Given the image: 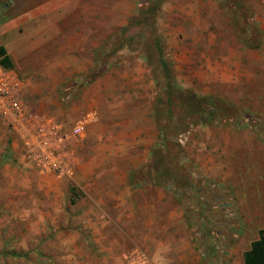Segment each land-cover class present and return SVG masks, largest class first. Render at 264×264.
Here are the masks:
<instances>
[{
    "label": "rangeland",
    "instance_id": "obj_1",
    "mask_svg": "<svg viewBox=\"0 0 264 264\" xmlns=\"http://www.w3.org/2000/svg\"><path fill=\"white\" fill-rule=\"evenodd\" d=\"M0 45L33 109L88 123L63 177L0 125V264H243L264 228V0H0Z\"/></svg>",
    "mask_w": 264,
    "mask_h": 264
},
{
    "label": "built area",
    "instance_id": "obj_2",
    "mask_svg": "<svg viewBox=\"0 0 264 264\" xmlns=\"http://www.w3.org/2000/svg\"><path fill=\"white\" fill-rule=\"evenodd\" d=\"M86 124L84 119L64 128L37 112L26 101L24 80L0 66V125L19 138L29 162L39 171L70 176L75 163L71 146Z\"/></svg>",
    "mask_w": 264,
    "mask_h": 264
},
{
    "label": "trees",
    "instance_id": "obj_3",
    "mask_svg": "<svg viewBox=\"0 0 264 264\" xmlns=\"http://www.w3.org/2000/svg\"><path fill=\"white\" fill-rule=\"evenodd\" d=\"M158 53V61L164 70V76L166 79H170V68L169 63L166 61L165 57ZM0 66L5 69H10L13 66L12 59L7 53L5 47L0 45ZM170 82L168 86L170 87ZM168 89H171L169 88ZM243 264H264V228L259 229L258 238L252 240L249 248L243 253Z\"/></svg>",
    "mask_w": 264,
    "mask_h": 264
},
{
    "label": "crops",
    "instance_id": "obj_4",
    "mask_svg": "<svg viewBox=\"0 0 264 264\" xmlns=\"http://www.w3.org/2000/svg\"><path fill=\"white\" fill-rule=\"evenodd\" d=\"M21 78V77H20ZM22 80H24L23 78H22ZM24 82H25V94L28 92V83H26V81L24 80ZM26 101H27V103L30 105V103L28 102V99L26 98ZM31 106V105H30ZM32 107V106H31ZM37 112H39L38 110H36ZM39 113H41V112H39ZM41 114H45V113H41ZM48 116H50L53 120H55V121H57L59 124H61L62 126H64V128H68V127H70V126H72L73 124H75L76 122H74L72 125L71 124H68V123H64V122H62L61 120H59L58 118H56V117H54L53 115H48ZM81 120H84V119H81ZM79 121V120H78ZM87 125H88V123L86 124V126H85V129H84V131L81 133V135L82 134H85L84 132H85V130H86V128H87ZM8 132H9V130H8ZM80 135V136H81ZM79 136V137H80ZM258 238V236L255 238V239H257ZM254 239V240H255Z\"/></svg>",
    "mask_w": 264,
    "mask_h": 264
}]
</instances>
